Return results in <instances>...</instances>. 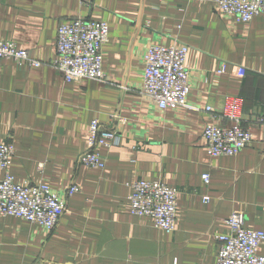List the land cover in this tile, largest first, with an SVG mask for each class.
I'll use <instances>...</instances> for the list:
<instances>
[{"label":"crops","instance_id":"1","mask_svg":"<svg viewBox=\"0 0 264 264\" xmlns=\"http://www.w3.org/2000/svg\"><path fill=\"white\" fill-rule=\"evenodd\" d=\"M76 17L108 25L107 84L66 82L49 65L57 25ZM0 39L43 62L0 60V142L14 147L9 172L62 195L72 182L80 188L53 230L0 216V264H216L215 236L229 233L232 211L264 231V13L238 21L214 0H0ZM175 40L190 47L188 106L159 109L139 93L143 55L150 44ZM228 97L242 98L253 140L235 156L213 157L203 108L220 111ZM93 118L121 135L120 145L97 148L102 169L79 162ZM136 179L178 190L173 232L130 213L127 183Z\"/></svg>","mask_w":264,"mask_h":264},{"label":"built area","instance_id":"2","mask_svg":"<svg viewBox=\"0 0 264 264\" xmlns=\"http://www.w3.org/2000/svg\"><path fill=\"white\" fill-rule=\"evenodd\" d=\"M220 13L232 16L238 21L249 22L264 13V0H214ZM108 25L103 21L80 17L60 22L56 28L55 58L49 63L66 82L81 79L95 80L107 84L102 68L103 46L108 42ZM189 45L174 41L171 45L150 44L143 55L142 82L139 93L155 102L159 109L179 108L187 105L190 91L189 71L185 61ZM12 58L17 64L39 67L43 62L31 58L27 51L12 41L0 39V60ZM219 71H222L220 69ZM239 66L238 74H245ZM208 115L202 137L206 152L210 156H235L252 143L251 126L244 125L241 118L242 98L228 97L222 110L204 106ZM228 121L215 125L213 121ZM120 121L124 122L123 119ZM263 124V118L256 119ZM121 135L115 129L102 128L98 118L89 125L87 149L79 157L86 167L102 169L105 166L98 147L118 146ZM14 154L13 142H0V216H13L53 230L66 210V199L80 191L72 182L64 194L53 190L48 184L17 183L8 168ZM38 169L43 164H38ZM208 182V176H203ZM130 213L151 219L154 227L173 232L177 213L178 190L160 179H136L127 183ZM204 200L208 197L204 196ZM245 216L232 211L226 220L228 234L215 236L218 244L216 264H264V256L258 253L264 243V231L245 227Z\"/></svg>","mask_w":264,"mask_h":264}]
</instances>
